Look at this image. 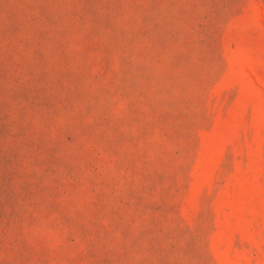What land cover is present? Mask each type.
Instances as JSON below:
<instances>
[{
  "label": "rangeland",
  "instance_id": "obj_1",
  "mask_svg": "<svg viewBox=\"0 0 264 264\" xmlns=\"http://www.w3.org/2000/svg\"><path fill=\"white\" fill-rule=\"evenodd\" d=\"M0 264H264V0H0Z\"/></svg>",
  "mask_w": 264,
  "mask_h": 264
}]
</instances>
